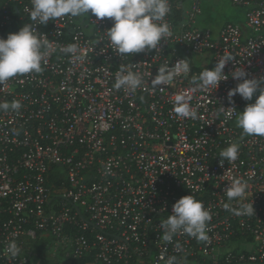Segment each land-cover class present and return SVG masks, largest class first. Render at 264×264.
<instances>
[{
	"label": "built area",
	"instance_id": "obj_1",
	"mask_svg": "<svg viewBox=\"0 0 264 264\" xmlns=\"http://www.w3.org/2000/svg\"><path fill=\"white\" fill-rule=\"evenodd\" d=\"M205 1L169 0L173 36L159 51L123 57L100 39L110 18L90 12L37 25L57 51L41 73L0 85V103L22 105L0 110V264H165L170 256L178 264H264V137L243 134L235 122L259 92L228 100L241 82L231 76L237 67L249 79L264 77V0H231L245 23L218 32L198 27ZM30 8L31 0H0V38L31 23ZM70 43L86 54L82 62L59 50ZM223 54L234 57L223 69L228 78L216 90L196 87L192 76ZM185 58L187 77L151 88L159 67ZM121 65L144 74L143 88H114ZM177 94L191 98L194 119L173 111ZM221 106L235 107L231 119L218 115ZM231 143L240 146L238 159L221 165ZM234 178L248 184L242 202L227 199ZM190 194L212 216L210 242L182 233L163 241L161 222ZM241 203L255 214L225 208ZM10 241L21 248L15 259L4 253Z\"/></svg>",
	"mask_w": 264,
	"mask_h": 264
},
{
	"label": "clouds",
	"instance_id": "obj_2",
	"mask_svg": "<svg viewBox=\"0 0 264 264\" xmlns=\"http://www.w3.org/2000/svg\"><path fill=\"white\" fill-rule=\"evenodd\" d=\"M31 23L25 24L17 32L10 33L7 38H0V85L10 78L31 73H41L42 63L57 51L58 46L46 36L37 31V25H47L57 19L80 18L89 16L91 12L97 19L110 18L112 26L103 31L109 42V47L121 57L141 52L159 51L161 41H168L173 36L170 24L165 19L171 11L169 0H31V8L26 9ZM100 40L97 41V43ZM59 50L70 54L75 61H83L86 54L76 43H70ZM230 54L220 56L215 67L211 70L205 68L198 76H192L191 82L200 89H217L219 83L228 77L223 69L228 61L233 60ZM191 71L190 59H179L174 65L163 64L158 73L151 79V88L157 89L160 85L171 84L177 76L187 77ZM151 77V73L148 74ZM233 79L241 82L228 92L229 103L239 94L245 101H251L259 92L254 103H248L243 112H236V126L243 130V134L264 137V77L249 79L242 67L231 72ZM144 74L133 71L131 67L121 65L116 73L114 88L134 92L143 88ZM190 97L185 94L175 95L173 111L183 118H195L197 113L191 107ZM21 103L13 100L11 103H0V110L18 111ZM235 107H222L218 115L223 113L226 119H231ZM239 144L231 143L219 153L221 165L226 159L228 163L235 162L239 155ZM248 184L242 178H234L226 189L229 201L242 202L247 195ZM227 210L235 211L236 215H254L253 204L241 203L239 209H231L225 204ZM212 216L203 204L193 195L181 197L172 206V213L165 218L160 227L163 229L162 240L171 242L177 233L187 234L197 242H210L208 236L209 222ZM4 253L15 259L21 248L15 241H10ZM163 260L164 257L161 256ZM165 264H178L176 256H170Z\"/></svg>",
	"mask_w": 264,
	"mask_h": 264
},
{
	"label": "rangeland",
	"instance_id": "obj_3",
	"mask_svg": "<svg viewBox=\"0 0 264 264\" xmlns=\"http://www.w3.org/2000/svg\"><path fill=\"white\" fill-rule=\"evenodd\" d=\"M202 15L198 19L199 28H211L218 32L229 23H245L243 9L233 5L231 0H208L202 5ZM41 248V245H39Z\"/></svg>",
	"mask_w": 264,
	"mask_h": 264
},
{
	"label": "trees",
	"instance_id": "obj_4",
	"mask_svg": "<svg viewBox=\"0 0 264 264\" xmlns=\"http://www.w3.org/2000/svg\"><path fill=\"white\" fill-rule=\"evenodd\" d=\"M40 255L42 256L41 253H40ZM91 262H92V260H90V259H84V260L79 261L77 264H89Z\"/></svg>",
	"mask_w": 264,
	"mask_h": 264
}]
</instances>
